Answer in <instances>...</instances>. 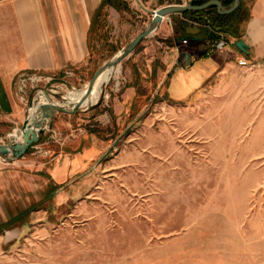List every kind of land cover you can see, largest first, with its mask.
<instances>
[{"label": "rangeland", "instance_id": "1", "mask_svg": "<svg viewBox=\"0 0 264 264\" xmlns=\"http://www.w3.org/2000/svg\"><path fill=\"white\" fill-rule=\"evenodd\" d=\"M180 1L143 4L152 9ZM243 2L244 30L253 0ZM130 3L134 9L124 18L130 26L114 39L95 42L93 61L100 68L153 20L137 0ZM159 38H146L120 63L121 73L103 85L97 103L73 115L55 110L44 121L46 140L51 134L59 137L54 129L65 137L79 129L96 135L104 154L93 169L54 186L40 169L58 148L40 146L43 134L33 145L40 147L23 157L30 163L9 167L21 176L12 193L5 189L2 196L5 201L8 195L16 197L13 213L16 207L20 216L2 229L0 264H104L112 258L150 256L149 249L174 236V220L203 228L215 221L218 233L234 234L225 249L241 255L236 264H246L249 256L253 264H264V56L248 65L236 59L224 63L176 96L171 90L183 55L178 52L177 65L164 69L158 82L155 63L148 60L152 55L145 50ZM72 76L70 71L66 75ZM29 77L40 78L22 76V95L32 89L35 100L44 90L63 104L90 83L46 84L40 78L27 81L22 90V80ZM132 87L135 93L127 100ZM33 133L37 138L39 131ZM8 163L0 161L1 166ZM174 211L180 213L177 218Z\"/></svg>", "mask_w": 264, "mask_h": 264}, {"label": "crops", "instance_id": "2", "mask_svg": "<svg viewBox=\"0 0 264 264\" xmlns=\"http://www.w3.org/2000/svg\"><path fill=\"white\" fill-rule=\"evenodd\" d=\"M103 1L0 2V143H9L13 139L30 112L33 91L29 89L24 95L19 92V79L22 76H40L46 84L62 80L81 83L91 81L100 69L93 61L95 42L102 38L114 39L120 34L121 28L125 25L130 26L124 18L134 9L130 0H124L128 3L130 11L118 10L110 4L104 5ZM144 1L146 0H140L142 4ZM191 2L192 0H181L177 5H188ZM168 6L174 5H161L149 9L156 10ZM243 8L246 9L245 4ZM248 10L249 15L242 36V40L248 45V54L238 47L230 46L208 58L199 57L203 44L198 46L194 43L197 37L195 35L202 34V26L190 21L182 13L167 17L148 37L160 38L145 50V54L152 55L148 60L155 63L154 74L158 76V82L163 78L164 69L171 71L177 65L179 53L174 46L182 43L184 39H190V44L194 43L188 48L189 50L193 48L196 54H192L193 58L191 55L187 58L186 53L181 61V69L175 77L176 88L171 90V94L176 96L184 95L187 88L202 83L210 71L224 63L231 65L235 59L251 63L254 59L264 56V0H253ZM182 23L187 27L183 29ZM69 71L73 72L74 76L66 77ZM134 93L133 87L128 88L127 100ZM90 110L87 109L85 112ZM54 130L59 133V137L51 134L46 140V133H43L40 146L56 144L58 154L43 164L44 168L51 166L47 171L43 167L40 171L47 174L50 183L52 181L56 186L67 183L83 171L93 169L104 151L99 138L88 130L79 129L76 132L71 130L72 133L66 137L61 131ZM40 146H32L28 152H34L33 149ZM1 159L0 156V161ZM7 159L8 164L0 165V237H3L5 231L2 229L20 216L16 207L13 213L14 196L8 195L6 201L2 196L5 189L12 193V184L21 176L12 168L16 164L30 163L26 158ZM11 166L12 168H9ZM43 180L45 181V178ZM65 196H67L65 192L61 194L62 198ZM178 214L180 213L174 211V218H177ZM184 217L189 218L188 215ZM192 226L189 220H174V236L162 245H154L149 249L150 256L112 258L104 261L106 262L104 264H236V258H241L234 249L229 251L225 249L228 241L234 240V234L218 233L215 221H209L204 228ZM179 230L183 232H178ZM246 264H253L251 256L248 257Z\"/></svg>", "mask_w": 264, "mask_h": 264}, {"label": "water", "instance_id": "3", "mask_svg": "<svg viewBox=\"0 0 264 264\" xmlns=\"http://www.w3.org/2000/svg\"><path fill=\"white\" fill-rule=\"evenodd\" d=\"M143 9L146 12H149L153 15V20L150 23V25L146 28L145 31H143L141 34H139L135 39H133L124 49L121 51L120 55L115 56V58L110 61L109 63H106L103 65L94 75L92 80L89 83V90L86 94V96L77 104L75 105L72 109H69L65 106H57L53 105L54 108L62 113L73 115L76 114L80 111H82L83 104L84 102L88 99L90 94L92 93L95 83L100 76V74L108 67H115L116 65L120 64L123 62L126 58H128L136 49L137 47L141 44L143 40L151 36L158 28L160 24L164 22V20L173 15V14H179L187 11H202L206 10L209 7L216 6L217 11L221 15H229L235 12L237 9H239L241 5V0H234V3L232 6L227 7L224 6L223 3L220 0H210L202 5H196L194 1H192L188 5H174V6H168L156 10H150L146 8L140 0H137ZM237 47L243 51L244 53L248 54V45L244 40H240L237 42ZM187 58H189V55H186ZM30 111V110H29ZM31 116L30 112L27 116V119L23 125V128L21 129L22 134L24 135V140L23 141H16L15 138L9 142V143H0V156L2 158H5L8 161V157H14V159H21L23 158L28 150L34 145L36 141H38L39 135L43 134L45 132V129L43 127V124L41 123L40 126L41 129L39 131L38 137L35 138L33 131L31 128L33 125L30 123L31 121Z\"/></svg>", "mask_w": 264, "mask_h": 264}, {"label": "trees", "instance_id": "4", "mask_svg": "<svg viewBox=\"0 0 264 264\" xmlns=\"http://www.w3.org/2000/svg\"><path fill=\"white\" fill-rule=\"evenodd\" d=\"M196 5H202L210 0H192ZM224 6L230 7L233 5L234 0H220ZM103 4L113 5L118 10H129V5L124 0H104ZM243 6L244 2L241 3L239 9L229 15H221L217 11L216 6L209 7L202 11H187L182 14L186 16L190 21L200 24L201 33L200 35H195L196 45L203 44L202 51L199 53L200 58H208L210 55L205 49V43L210 40L220 39L221 36H231L234 38L242 39L243 29L241 22L243 20ZM130 11V10H129ZM184 27H187L185 23H182ZM192 36V35H190ZM195 38V37H194ZM185 40V39H184ZM189 42L191 43L190 39ZM192 54H196L195 51L190 49ZM35 208V207H34ZM31 210L26 211L28 214Z\"/></svg>", "mask_w": 264, "mask_h": 264}, {"label": "bare ground", "instance_id": "5", "mask_svg": "<svg viewBox=\"0 0 264 264\" xmlns=\"http://www.w3.org/2000/svg\"><path fill=\"white\" fill-rule=\"evenodd\" d=\"M121 53V52H120ZM118 54V56L120 55ZM119 75L121 73V65L118 64L115 67H108L106 68L98 77L94 89L88 99L84 102L83 108H86L92 104L97 103L101 96H102V88L103 85L108 83L112 77L113 74ZM89 90V84L86 86L85 89L81 91H75L68 95L67 103L63 104L60 101H57L55 98L47 94L44 90H40L38 93V96L33 100L32 106L30 107V115L31 121L30 123L33 125L31 130L34 132V130L40 131L41 123L43 124L44 121H49L55 112V108L53 105L57 106H65L69 109H72L75 105H77L87 94ZM34 134V133H33ZM14 138L16 141H23L24 135L22 134V131L19 130L15 133Z\"/></svg>", "mask_w": 264, "mask_h": 264}, {"label": "built area", "instance_id": "6", "mask_svg": "<svg viewBox=\"0 0 264 264\" xmlns=\"http://www.w3.org/2000/svg\"><path fill=\"white\" fill-rule=\"evenodd\" d=\"M1 1H4V0H0V2ZM237 42L238 41L236 39L231 40V39H226L225 37H221L220 39L207 41L205 43V49L204 50H206L209 55H212L216 52H219V51L226 49L227 47H229L231 45L237 46ZM182 43L184 46L182 48H180V47L177 48L178 52H180V54L183 55V57H181V61H183L184 55L186 53L189 56L191 55V58H193V55L188 48L189 40L185 39V40H183ZM241 64L242 65H248V62L246 60H241ZM39 80H40V78H37V77H29L27 79H23L22 80L23 86L21 89L23 90V88L26 86L27 81L38 82Z\"/></svg>", "mask_w": 264, "mask_h": 264}]
</instances>
